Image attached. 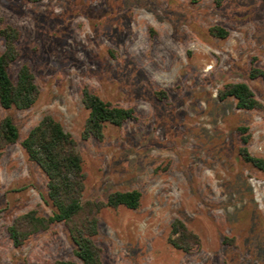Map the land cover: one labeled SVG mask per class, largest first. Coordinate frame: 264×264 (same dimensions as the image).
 Listing matches in <instances>:
<instances>
[{"label":"rangeland","instance_id":"374dc122","mask_svg":"<svg viewBox=\"0 0 264 264\" xmlns=\"http://www.w3.org/2000/svg\"><path fill=\"white\" fill-rule=\"evenodd\" d=\"M7 24L21 30L10 75L29 64L40 95L28 109L0 104V118L11 115L20 130L0 158V264L77 259L63 223L22 246L9 233L18 215L53 211L48 178L20 143L45 114L78 142L84 200L143 193L136 209L101 211L104 264H264V170L239 153V127L248 126L250 151L264 157V107L220 97L245 81L264 104V80L249 77L253 59L264 68V0H0V28ZM86 86L135 118L83 139ZM176 218L201 237L191 252L169 242Z\"/></svg>","mask_w":264,"mask_h":264},{"label":"trees","instance_id":"16d2710c","mask_svg":"<svg viewBox=\"0 0 264 264\" xmlns=\"http://www.w3.org/2000/svg\"><path fill=\"white\" fill-rule=\"evenodd\" d=\"M226 0H216L221 5ZM212 33L226 37L229 31L221 26H213ZM5 49L0 53V104L6 109H28L38 100L40 87L31 66H20L14 81L10 75V65L20 57L18 41L21 30L11 24L0 28ZM249 77L264 80V68L253 59ZM161 93H164L163 91ZM220 97H234L237 106L244 110L261 109L264 104L257 98L253 88L245 81L227 83L220 91ZM83 103L88 109L83 139L102 140L108 123L122 126L135 118V109L115 105L103 99L87 86L83 90ZM241 145L239 153L243 160L264 170V157L254 155L249 149L251 133L248 126L239 127ZM20 140V130L11 115L0 118V158L6 147ZM30 160L36 162L46 174L48 200L53 206L49 215L37 210H29L18 215L9 227L10 236L16 246H22L32 235L48 230L53 224L63 223L74 244L77 259H56L45 264H104L103 249L97 243L100 232V213L105 207L124 205L136 209L141 204L142 191L139 189L111 192L106 200L86 199L87 173L84 158L73 134L51 114L41 120L20 141ZM169 242L177 249L191 252L201 244V237L191 230L181 218L173 220Z\"/></svg>","mask_w":264,"mask_h":264}]
</instances>
